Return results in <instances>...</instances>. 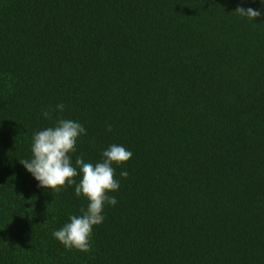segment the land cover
I'll list each match as a JSON object with an SVG mask.
<instances>
[{
	"label": "trees",
	"instance_id": "16d2710c",
	"mask_svg": "<svg viewBox=\"0 0 264 264\" xmlns=\"http://www.w3.org/2000/svg\"><path fill=\"white\" fill-rule=\"evenodd\" d=\"M59 117L86 130L74 167L133 153L88 252L53 236L75 185L19 162ZM0 264H264L261 0H0Z\"/></svg>",
	"mask_w": 264,
	"mask_h": 264
},
{
	"label": "clouds",
	"instance_id": "9594fccd",
	"mask_svg": "<svg viewBox=\"0 0 264 264\" xmlns=\"http://www.w3.org/2000/svg\"><path fill=\"white\" fill-rule=\"evenodd\" d=\"M261 3L264 4V0H261ZM235 13L249 20H256L262 15L250 7H238ZM57 110L63 112L64 105H57ZM51 111L45 110L43 116L51 119ZM83 135H86V130L82 124L59 117L53 127L34 134L32 158L19 162L43 189L59 192L65 185H75V195L83 197L87 206L80 209V215L70 216V222L60 230L54 231L53 236L69 250L74 248L88 252L93 228L104 221L102 213L105 204H117L116 198L108 195L120 188V182L115 178L114 165L126 164L131 160L133 153L121 145L112 144L103 151L99 162H85L81 156L76 158L74 167L70 154L75 151L77 141ZM77 176L80 177L79 183L74 179ZM120 176L127 178V171H122Z\"/></svg>",
	"mask_w": 264,
	"mask_h": 264
}]
</instances>
